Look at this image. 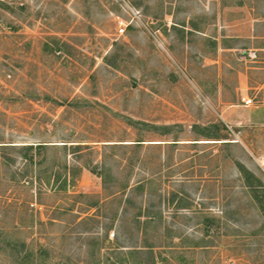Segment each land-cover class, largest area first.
Wrapping results in <instances>:
<instances>
[{
  "label": "rangeland",
  "instance_id": "rangeland-1",
  "mask_svg": "<svg viewBox=\"0 0 264 264\" xmlns=\"http://www.w3.org/2000/svg\"><path fill=\"white\" fill-rule=\"evenodd\" d=\"M0 141V264H264V0H0Z\"/></svg>",
  "mask_w": 264,
  "mask_h": 264
},
{
  "label": "trees",
  "instance_id": "trees-1",
  "mask_svg": "<svg viewBox=\"0 0 264 264\" xmlns=\"http://www.w3.org/2000/svg\"><path fill=\"white\" fill-rule=\"evenodd\" d=\"M130 122H132L135 125L136 124L146 125V123H143V122H140L137 120L136 121L131 120ZM171 126L163 125L162 127L165 128V132H167L168 130H170ZM211 128H213L214 132L206 133L205 130L209 131L208 129H210L208 126H202V125L196 124L194 126V131L198 132V133H206V135H208V136L215 137L213 139H222V140H224L222 143H225V144L236 143L235 141L231 140L234 138H231V137H229V135L225 134V131L228 129H227V126L223 122L213 123L211 125ZM173 140L176 141L178 139H173ZM143 141H144V139H136V140H134V143H132V144L138 146V145L143 144L142 143ZM171 144H176V142H172ZM193 144H197V143L194 142ZM63 145L65 146L66 144H63ZM76 145H79V144H76ZM45 146H48V145L44 144V143L13 144V143L7 142V141H0V157H2V160L4 163L10 164L11 160L8 158L6 150L18 147L22 151L23 158L26 159L27 161L29 159L31 162V161H33V156H32V154H30V151L34 152V150L36 149L37 153L40 154L42 152V148H45ZM38 164H40L39 161H38ZM238 165H239V169H240L241 173L243 174V177L246 181L245 186L248 187V189H250L251 196H252L253 200L255 201V204L258 205L257 207H259L261 212L264 214V181L259 176H257L253 171H251L249 168H247L244 164L238 163ZM63 168L65 170V176H64L63 181H62V186L64 189H66V187L68 185H70V182L73 183L72 169L74 170V167L73 168H72V166L68 167L67 163L64 162ZM68 174L70 175L69 178H68ZM58 177H59V175H57V178ZM142 182L143 181H137L133 186H131L130 187L131 192L133 190L143 191L144 183H142ZM125 187H129V185L127 184ZM71 195H74L75 197H81V196H86L87 194L81 192V193H73ZM174 196H175V194H172L169 201L173 202ZM125 201L128 203L130 201V197H126ZM189 203L190 202H189L188 198H185V197H180L175 202L177 209L187 208V207H189L188 206ZM139 212L141 213V214H139V216L141 215V217H143V218L141 220H140V218H137L138 219L137 221L140 224V227L142 229L146 228L151 223H156L158 220V216L154 215L152 207H150V206H140Z\"/></svg>",
  "mask_w": 264,
  "mask_h": 264
},
{
  "label": "built area",
  "instance_id": "built-area-1",
  "mask_svg": "<svg viewBox=\"0 0 264 264\" xmlns=\"http://www.w3.org/2000/svg\"><path fill=\"white\" fill-rule=\"evenodd\" d=\"M120 24H122V21H120ZM121 31L123 30L122 28H119ZM243 100H244V102L246 103V104H251L252 103V99H250V98H243Z\"/></svg>",
  "mask_w": 264,
  "mask_h": 264
},
{
  "label": "crops",
  "instance_id": "crops-1",
  "mask_svg": "<svg viewBox=\"0 0 264 264\" xmlns=\"http://www.w3.org/2000/svg\"><path fill=\"white\" fill-rule=\"evenodd\" d=\"M238 90H239V87H238ZM238 90H237V91H238ZM231 102H232V101H231ZM231 102H230V103H231Z\"/></svg>",
  "mask_w": 264,
  "mask_h": 264
}]
</instances>
